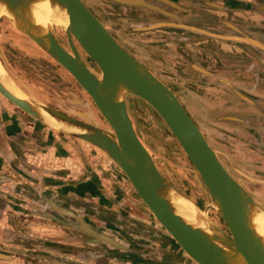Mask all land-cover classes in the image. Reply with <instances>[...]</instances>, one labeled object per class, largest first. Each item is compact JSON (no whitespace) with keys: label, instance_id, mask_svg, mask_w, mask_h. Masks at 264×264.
Instances as JSON below:
<instances>
[{"label":"water","instance_id":"water-1","mask_svg":"<svg viewBox=\"0 0 264 264\" xmlns=\"http://www.w3.org/2000/svg\"><path fill=\"white\" fill-rule=\"evenodd\" d=\"M6 4L14 19L1 17L19 33L30 39L54 62L66 70L88 95L90 104H81L83 112L51 107L35 92L15 81L0 48V59L6 71L27 95L22 100L12 94L0 81V95L21 112L42 126L53 130L37 109L44 110L57 121L80 130L61 136L84 142L108 158L131 186L134 196L129 202L147 222L159 225L164 234L151 236L163 244H175L192 264H264V239L260 237L251 218L252 210L264 217V207L226 169L201 129L184 108L176 94L151 70L128 53L111 35L107 27L92 13L82 0H0ZM116 3L147 9L175 18L179 23H154L140 26L142 31L165 27L180 28L204 37L252 46L264 52V45L247 36L223 34L207 29L187 26L179 16L166 12L146 0H114ZM167 4L168 0H160ZM49 2L62 9L68 18V26H47L40 34L33 25L29 10L34 4ZM174 5V4H173ZM177 6V5H175ZM57 30L68 40L69 47L60 40ZM238 34V32H237ZM240 34V33H239ZM59 40V43L57 40ZM73 39L95 64L91 67L80 56ZM16 78V77H15ZM126 95L136 97L151 107L163 120L172 137L180 145L193 169L189 171L210 205L224 224L219 227L202 209L201 218L206 230L195 227L179 216L169 202L166 192L178 189L170 184L157 168L154 158L138 137L126 107ZM98 113L106 123L103 125ZM144 140V134L141 132ZM237 173L251 182L255 180L243 172ZM179 193V192H178ZM171 194V193H170ZM57 217L42 213L46 218L83 232L124 252L130 251L116 240L104 234L90 221L77 213L60 208ZM47 264H75L60 259H45Z\"/></svg>","mask_w":264,"mask_h":264},{"label":"crops","instance_id":"crops-1","mask_svg":"<svg viewBox=\"0 0 264 264\" xmlns=\"http://www.w3.org/2000/svg\"><path fill=\"white\" fill-rule=\"evenodd\" d=\"M168 1L161 5L192 14L200 27L225 28L227 34L264 45V0ZM203 45L196 49V59L215 83L210 91L214 99L196 98L207 106L208 142L218 151L216 144L225 140L228 150L218 152L229 172L228 166L236 173L249 169L264 173V52L227 41ZM199 76L207 73L200 71ZM204 121L203 117L200 128L206 133ZM235 156L244 160L237 164ZM133 196L127 180L104 155L42 126L0 95V233L18 236L14 222L24 219L33 236L39 235L37 231L55 235L57 223L42 213L57 217L60 208L74 212V207L94 206L108 219L114 214L121 219L126 207L133 209L129 202Z\"/></svg>","mask_w":264,"mask_h":264},{"label":"rangeland","instance_id":"rangeland-1","mask_svg":"<svg viewBox=\"0 0 264 264\" xmlns=\"http://www.w3.org/2000/svg\"><path fill=\"white\" fill-rule=\"evenodd\" d=\"M82 1L86 4V6H88V8H90L94 12V15H96L97 18L107 27L108 31L127 52H129L132 56L146 65L163 82L175 86L176 90L174 93L186 104L192 114L198 116L197 113L199 109L201 110V112H199L201 116L202 114H205L202 112L207 108V106L201 105L200 107L198 104V99L196 98L198 95H201L203 99L208 100L210 95H208V91L203 87H206L209 84V79H203L199 77L198 74L194 72V70L196 71L197 68H194L192 66H194L195 61L198 62V59L196 60L195 57V55L197 54L196 49L199 47L203 48V44H206L210 41L207 37L184 29L172 27H165L152 31H142L139 29L142 25H149L154 23L177 24L179 22L175 18H171L162 13L142 8V10L139 11L138 9H136V7L124 6L116 3L114 0ZM147 2L156 5L158 8L166 12L179 16L183 24L187 26H194L193 24L195 22H193V20L191 19V15L180 12L176 8L164 7L161 5L162 3L159 0H147ZM194 27L197 26L195 25ZM223 30L225 31L224 28ZM57 33L58 36H60V34L64 36L58 30ZM6 42L9 47L8 50L10 51V54L8 55L14 62L27 64L30 62L33 63V60H36V58H34L33 56V52L29 49L28 46L24 45V43L21 42L20 39L14 37V39H8L6 40ZM9 69L14 74L10 67ZM56 77L59 78L58 75H56ZM14 79L16 82L19 81L17 82L18 84L22 83L34 91L33 88L25 84L22 80L18 79L15 74ZM200 81L203 82V84L200 83ZM196 84H200L202 85V87L199 88ZM198 90H200V93H198ZM35 94L45 103L48 102L36 92ZM211 99L213 98L211 97ZM139 101L141 102V107L139 110L140 114L136 113L139 118L138 120L140 122L143 119L148 120L149 125H151V127L153 126V128H149V126H147L146 131L138 128V134L140 135V140L144 143V145L147 144L148 147L152 149V153L154 154L155 159H157L160 164V168L162 171L161 174L170 184H172L177 189H179L178 186L180 185L184 188L185 191H194L198 195L200 192V194L205 197V195H203L201 189L197 185L193 174L189 171L190 169H193V166L191 165L189 159L183 152L180 145L172 137L171 132L169 131L163 120L145 102L140 99ZM54 104L57 105L59 109H61V107L65 108L61 105H58V103ZM205 105H207V103H205ZM78 106L79 109L74 111L83 112L84 110L82 109L81 104H78ZM95 111L98 114V118L101 123L103 125H106V123H103L100 119L101 116L96 108ZM155 116L159 120H161L162 123H164V126L166 128L159 126L157 130L156 125L153 122ZM203 117L205 123L202 126L204 127V129H206V135L209 139L210 136L208 132L209 125L207 123V114H205ZM153 129L157 130V133L159 134L154 132ZM165 131H167L168 133H165ZM141 132L145 136L144 140L140 134ZM220 137L224 138V135L222 134L220 135ZM86 145L90 146L88 144ZM216 145L218 151L220 152H225V150H228V148L225 147L226 144L224 139L222 141H219V144ZM90 148L94 150L96 154L103 155L92 146H90ZM220 155V159L222 160V162H224L225 158L223 154L221 153ZM106 159L111 162L108 158ZM243 160L244 159H242L241 157H234V161L237 164H240ZM247 167H245V169ZM257 169H262V166H259ZM253 170L249 169L248 172L243 173L255 180L264 181V173ZM236 174L237 177H242L238 173ZM238 181L264 207V184L260 182H251L247 179H238ZM199 199L206 207H211L210 205L205 204L204 201H206V197L205 199L199 197ZM88 203L92 204L94 202L90 201ZM125 210L126 211L121 214V219L118 218V220H131V222H133L134 224L142 220L146 222L148 232L153 230L152 234H166L159 225L152 224L144 220L135 211V209H132L133 211H135L134 213L130 211L131 209L129 207H126ZM218 219L221 220L219 216ZM110 220H112V218ZM212 220L216 223L214 219ZM93 221L100 226L99 228L97 227L98 229H100L104 234L116 240L123 246H125V244L127 243L126 239L128 240V238H130L131 240H137V244L132 245L131 248L128 246L125 247H128L130 250H134L136 252L142 251V253L146 254L144 258L146 259L148 264L149 260H151L148 256L156 254L157 251H164V248L162 247H165L167 251L171 250L172 248H176L181 251V249L177 245L163 244L162 242H159L158 240L153 238L150 234L147 238L149 240L145 241L144 238H141L140 236L135 234V231L137 230H134L135 228L133 226L127 225V228L124 227V229H122V236H118V234L107 229V224L104 223L103 225L102 222L98 223L96 220ZM14 223H16V228L18 229L17 232H19L18 236L15 234L9 237L3 232L0 233V264H47L44 261L45 259H60L75 264H129L123 261L112 259L110 258V256L103 257L101 254L104 253V250L106 249H108L110 252L124 251L106 245L104 243H95V239L92 236H89L78 230L58 225V223H54L53 228L57 230V235L56 233L55 235H51L47 234L46 232L37 231L39 235L33 236V234L31 233V229H29L28 227V223L24 219L18 220ZM41 223L48 225L52 222L44 221ZM218 226L221 227L220 225ZM224 227L225 226L221 228L225 230ZM144 242L146 245H143ZM10 243H12V246H10ZM8 247H11L12 250L6 249ZM169 247L171 249H169Z\"/></svg>","mask_w":264,"mask_h":264},{"label":"flooded vegetation","instance_id":"flooded-vegetation-1","mask_svg":"<svg viewBox=\"0 0 264 264\" xmlns=\"http://www.w3.org/2000/svg\"><path fill=\"white\" fill-rule=\"evenodd\" d=\"M137 9L139 11L142 10L141 8H137ZM178 11L182 12L181 10H178ZM92 13L94 14L93 11H92ZM183 13H186V12H183ZM189 15H192V14H189ZM193 25L194 26L196 25L198 28L210 30L212 32H216V33H222L223 32V34H227L226 33L227 30H225V31L223 29L213 30V29H209L206 27H200V23H196V22ZM14 37H16L17 39H20V41L23 42L24 45L28 46L29 49L33 52V56H34V58H36V60H33V63L30 62L27 64H20V63H16L13 60H11V57L8 55V54H10V51L8 50L9 47H8L6 40L14 39ZM59 38L62 41V44L59 42V40H57V38H56V40L62 45V47H65L64 44H66L69 47V49L71 50L68 40L64 36H62L61 34H60ZM208 40H213V39L208 38ZM223 42H225V41H223ZM73 43H74V46L77 49L78 53L80 54V56L84 59V61H86V63H88L89 66L94 67L95 64L91 61V59H89L87 57V55L85 54L83 49L79 46V44L74 39H73ZM0 46H1L4 58L8 64V66L12 69V71L17 76V78L22 80L25 84H27L31 88H33L34 91L38 95L43 97L46 101H48L47 103L50 106H52L53 108L57 109L60 112H63L54 103H58V105H61L65 108H68L71 110H78L79 109L78 104L90 103L93 105V103L91 102L88 95L82 90V88L79 86V84L73 79V77L66 70H64L59 64L54 62L49 56H47L45 53H43L40 50V48L38 46H36L30 39H28L27 37H25L21 33L17 32L4 18L1 19V21H0ZM195 57H196V55H195ZM41 60H43V61H41ZM192 67L197 68V70L196 71L194 70V72H196V74H198V76H199L200 71L203 73H207V76L202 77V78L203 79H209V81H208L209 84L203 88L205 90H207L208 95H210L211 94L210 91H211V89H214L215 84H214V81L210 80V77L208 76V75H210L209 72L206 69H203L202 67H200L199 60H198V62L195 61V64ZM49 68L51 71L49 70ZM56 75H58L59 78L56 77ZM164 83L173 92H175V90H176L175 86H173L169 83H166V82H164ZM200 83L203 84V82H201V81H200ZM196 85H198V84H196ZM198 87L200 88V87H202V85L199 84ZM198 93H200V90H198ZM211 97L214 99V97L212 95H210L208 100L211 99ZM179 100L182 102V104H183L184 108L186 109V111L188 112V114L192 117L194 122L200 128V120H202L203 116L205 114H207L206 110H203V108H202V110H203L202 113H205V114H202V116H195L194 114H192V112L188 109L186 104L180 98H179ZM198 104H199V106H201L200 103H198ZM126 107H127L128 115L131 118V121L133 123L134 129H135L137 134H138V128H141L144 131L147 130V126H149V128H153V126L151 127V125H149L148 120L143 119L141 122L138 120L139 118H138L137 114H140L139 110L141 107V102L139 101L138 98H135L131 95H126ZM195 111H196V109H195ZM198 113H199V111H198ZM198 113H197V115H198ZM200 117H202V118H200ZM207 117L209 119L208 114H207ZM100 119L102 120L103 123H105L101 117H100ZM153 122L156 125L157 130H158L159 126L166 128L164 126V123H162L161 120H159L156 116H155ZM157 130L153 129V131L156 133H157ZM165 133H168V132L165 131ZM157 134H159V133H157ZM203 134L208 141V137H207L206 133L203 132ZM138 136L141 139L139 134H138ZM145 147L147 148V150L150 152V154L154 158V161H155L157 168L162 173L161 168H160V164H159L158 160L155 159L154 154L152 153L153 152L152 149L150 147H148L147 144H145ZM220 154L221 153L218 152L219 159L221 156ZM220 161L222 162L221 159H220ZM222 164H223V162H222ZM228 167H229L228 169L230 170V173L233 177H235L237 179L246 180L244 177H237L236 172H234L230 166H228ZM178 188H179L178 190L180 193L184 194L186 197H188L189 199L194 201V203L200 209H202L203 211L208 213V215H210V217L212 219H214L218 225H220L221 227L224 226L223 223L221 222V220L218 219V216L216 215L214 210L211 207H206L200 201L199 197H202L203 199H205V197L202 196L200 194V192L198 195L194 191H190V192H188L187 190L185 191L184 188L181 187L180 185L178 186ZM73 211L76 212L78 215L84 217L87 221H90L93 224L95 223L93 220H96L98 223L102 222L103 225H104V223L107 224V229L118 234V236H122V233H121L122 229H124V227L127 228V225L133 226L135 228L134 230H137V231H135L136 232L135 234L140 236L141 238H144L145 241H148L149 240V239H147L149 237L148 235L149 234L152 235V233H153L152 232L153 230L150 232L147 231V224H146V222H144L142 220H140L136 224L131 222V220L130 221L129 220L121 221V220H118L119 216L117 214H114L113 216H111L112 220H110V219L106 218L104 215L100 214V211L97 210V208L94 206L88 207L86 209L82 208L80 206L76 207V208L74 207ZM130 211L132 213L135 212L132 209ZM94 225H96V227H98V228L100 227L96 223ZM120 226H122V227H120ZM126 242L127 243L125 244V246H128L130 248L132 245L137 244V240H131L130 238H128V240L126 239ZM143 245H146L145 242ZM162 248H164V251L163 250L159 251V252L157 251L156 254H154V255L152 254V255L148 256L151 259V260H149V264H192V263L187 262L185 260L183 253L179 249H176V248L171 249L169 247V249H171V250L167 251L165 247H162ZM104 251L105 252L101 254L103 257L110 256V258H112V259L123 261V262L129 263V264H148V262L144 258L146 254L142 253V251L136 252L134 250H130L128 252H110L108 249H106Z\"/></svg>","mask_w":264,"mask_h":264},{"label":"bare ground","instance_id":"bare-ground-1","mask_svg":"<svg viewBox=\"0 0 264 264\" xmlns=\"http://www.w3.org/2000/svg\"><path fill=\"white\" fill-rule=\"evenodd\" d=\"M29 16L33 22L35 27H38L37 31L41 34L44 29L49 25H54L59 28H66L68 26V18L66 13L58 8L54 7L49 2H40L34 4L32 8L29 10ZM7 17L10 19H14L13 14H11L10 10L7 9L6 4L0 1V18ZM0 81L3 85L16 97L27 100V95L18 87V85L13 81L10 77L4 64L0 59ZM39 111L40 116L46 120L52 128V131L59 133V130H64L66 132H80V130L72 128L67 124L61 123L57 121L50 114L45 112L44 110L37 109ZM179 192V191H178ZM173 190L170 193L166 192V196L169 202L172 204L175 212L181 216L186 222L194 225L195 227L206 230L208 233L210 232L207 227V223L201 218L202 211L197 207V205L186 197L182 193H178ZM256 210H252L251 218L253 221V227L257 234L264 239V217L261 215H256ZM211 234V233H209Z\"/></svg>","mask_w":264,"mask_h":264}]
</instances>
